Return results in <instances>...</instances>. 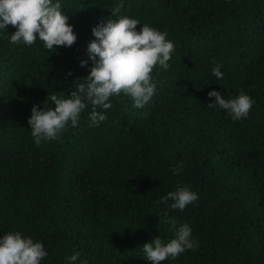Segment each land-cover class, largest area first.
<instances>
[{
    "label": "trees",
    "instance_id": "16d2710c",
    "mask_svg": "<svg viewBox=\"0 0 264 264\" xmlns=\"http://www.w3.org/2000/svg\"><path fill=\"white\" fill-rule=\"evenodd\" d=\"M60 2L77 36L70 47L10 44L12 25L0 33V235L43 242L41 264H66L75 252L76 264H151L139 247L171 239L175 219L199 246L161 264H264V0H124L122 15L174 43L169 67L152 70L154 95L141 108L110 97L96 127L89 106L76 127L36 146L33 105L70 94L91 67L80 61L92 27L115 19L116 0ZM212 89L225 99L243 90L254 100L247 118L208 108ZM177 185L198 193L182 212L159 203Z\"/></svg>",
    "mask_w": 264,
    "mask_h": 264
},
{
    "label": "clouds",
    "instance_id": "9594fccd",
    "mask_svg": "<svg viewBox=\"0 0 264 264\" xmlns=\"http://www.w3.org/2000/svg\"><path fill=\"white\" fill-rule=\"evenodd\" d=\"M123 4L124 0H116L110 8L115 19L98 22L91 29L95 39L87 45V60L80 61L82 67L91 61L88 75L75 82L70 94L48 95L53 107L45 108V102L42 108L33 105L27 124L36 146L56 140L69 124L76 127L81 113L89 106V126L96 127L107 118L105 110L112 107L110 97L123 94L131 99L132 107L141 108L154 95L156 85L152 70L157 65L164 69L169 67L174 43L167 39L166 32L122 15ZM9 25L15 28L14 32L10 34L8 31L7 34L10 44L31 46L39 40L44 50L55 51L54 46L70 47L77 39L60 0H0V33H5ZM137 25H140L139 29ZM220 69L218 64L211 68V75L216 80L223 77ZM207 95L210 98L208 108H220L234 121L247 118L254 104L243 90L228 99L216 89ZM170 171L177 175L182 167L180 164L170 166ZM197 201L198 193L188 185H177L175 190L159 199V203L167 208L181 212ZM168 223L174 228L171 239L156 237L139 247L143 258L151 264L175 260L185 251L199 246L189 224L177 226L175 219ZM48 255L43 242L20 231L0 235V264H41ZM79 257V252L67 256L66 264H76ZM80 264H87V260H81Z\"/></svg>",
    "mask_w": 264,
    "mask_h": 264
}]
</instances>
